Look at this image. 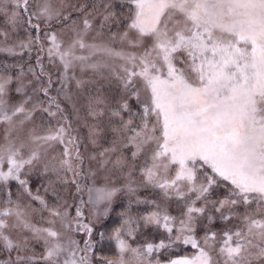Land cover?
Returning <instances> with one entry per match:
<instances>
[{
    "label": "snow or ice",
    "instance_id": "1",
    "mask_svg": "<svg viewBox=\"0 0 264 264\" xmlns=\"http://www.w3.org/2000/svg\"><path fill=\"white\" fill-rule=\"evenodd\" d=\"M118 194L104 264H264V0H0V264H93Z\"/></svg>",
    "mask_w": 264,
    "mask_h": 264
},
{
    "label": "rangeland",
    "instance_id": "2",
    "mask_svg": "<svg viewBox=\"0 0 264 264\" xmlns=\"http://www.w3.org/2000/svg\"><path fill=\"white\" fill-rule=\"evenodd\" d=\"M73 2H77V0H73ZM79 3H91L92 0H78ZM117 9L119 10L120 4L117 2L116 4ZM115 30V29H113ZM54 71V70H53ZM88 73H85L84 78H88ZM97 89L105 93H109L111 95L118 94V88L113 81L109 83L107 80H100L96 84L87 85L82 92H78L73 84L71 87V92L74 94L73 98L77 100L78 104L82 105L86 102V97L89 93H94ZM71 175L69 174V182L67 184H59L57 186V191L59 195L64 199L67 200L69 204L73 202L79 203L81 197L84 200H87V192L77 193L75 186L71 184ZM32 187L35 190L36 188L41 189V194L43 195V187L46 186L45 180L43 177L34 174L31 177ZM83 183V181H81ZM89 184L91 181L88 182ZM96 187L101 188L103 187L102 181H97ZM12 191L15 193L16 188L13 186ZM148 192L142 193V195H148ZM50 204L55 203V197H53L51 191L45 197ZM24 203H27L26 198L24 199ZM33 207L39 208V205L34 203ZM127 207V200L122 194H118L117 197L113 200L111 205V209L107 215H101L99 218H94L92 216L91 207H86L84 209L85 215L87 220L91 221V226L93 227L94 231L91 236V241L93 243V251L90 253L93 259V264H104L105 260H115L117 259V252L115 249V241L109 239V236L112 234L113 230L118 227L121 223V216L120 213ZM135 205L133 208L135 209ZM143 210V209H141ZM74 214V213H73ZM43 216L47 218L48 213L44 212ZM33 222H40V213H33ZM44 226H47L46 224ZM59 227V225H57ZM216 228L222 227L219 221H217ZM147 233V236L150 239H157L159 237V233L156 232L153 228L149 227L148 229L144 230ZM78 240L88 239L87 235L81 234L76 237ZM37 251L41 250L40 245H36ZM182 254H191L190 248H180L175 251L174 255H182ZM7 254L0 251V259H6Z\"/></svg>",
    "mask_w": 264,
    "mask_h": 264
},
{
    "label": "trees",
    "instance_id": "3",
    "mask_svg": "<svg viewBox=\"0 0 264 264\" xmlns=\"http://www.w3.org/2000/svg\"><path fill=\"white\" fill-rule=\"evenodd\" d=\"M145 235H147V233L145 232Z\"/></svg>",
    "mask_w": 264,
    "mask_h": 264
}]
</instances>
